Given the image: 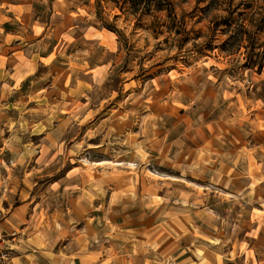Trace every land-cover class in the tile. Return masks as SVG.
<instances>
[{
    "label": "rangeland",
    "instance_id": "rangeland-1",
    "mask_svg": "<svg viewBox=\"0 0 264 264\" xmlns=\"http://www.w3.org/2000/svg\"><path fill=\"white\" fill-rule=\"evenodd\" d=\"M24 1L32 2L24 7L26 19L35 16L46 35L41 53L53 46L52 56L43 59L51 66L43 65L37 79L31 75L22 88L17 90V82L3 94L11 102L2 108L11 116L4 126L18 130L19 143L32 152L28 176L43 183L44 190L48 187L44 194L73 195L74 209L85 215L81 220L104 210L100 225L104 221L109 232L103 242L116 234L129 246L124 236L136 234L125 228H143L153 210L162 208V197L183 188L187 197L181 204L191 213L190 222L204 223L186 230L194 234L188 243L202 241L201 249H187V258L196 253L204 264L211 257L225 264L245 253V246L227 248L231 219L218 218L223 233L205 223L209 206L222 210L225 205L204 198L211 190L204 188V174L197 170L205 154L226 160L235 139L240 144L250 140L247 147L257 157L264 153V67L261 73L246 68L249 43H223L225 26L220 24L231 14L246 29V0H218L211 7L208 0H175L179 21L170 22L163 33H155L152 17L135 25L132 15L112 3ZM4 6L0 3V10ZM224 45L228 52L221 50ZM35 83L42 88L35 91ZM24 98L21 106L16 103ZM30 130L42 134L32 136ZM59 180L61 186L54 183ZM90 221L97 225L98 218ZM248 224L246 264H263L264 230L259 229H264V218ZM75 232L76 243L83 245L85 230L78 225ZM7 250L5 242L0 245V264H14Z\"/></svg>",
    "mask_w": 264,
    "mask_h": 264
},
{
    "label": "crops",
    "instance_id": "crops-1",
    "mask_svg": "<svg viewBox=\"0 0 264 264\" xmlns=\"http://www.w3.org/2000/svg\"><path fill=\"white\" fill-rule=\"evenodd\" d=\"M0 3L5 4L0 14L6 18L0 21L2 22L0 23V95H2L0 96V213L6 211L0 222V243L7 244V256L11 263L204 264L202 257L197 256L196 253L193 258L191 256L190 259L187 258V249H201L202 241L194 238L188 243L187 237L192 240L191 235L194 234L186 230H197L204 223L200 220L203 218L202 215L198 219L200 220L198 224L190 222L189 217L192 215L184 209L185 204H181L186 200L183 188H177V191L163 196L162 208L153 210L143 228L139 230L132 227L125 228L126 232L136 234V236H124L132 245L129 246L116 234L114 240V235H111L106 243L103 242L106 240L104 234L109 232L104 221V225H100L101 217H106L104 210L90 212L89 209L90 213L87 217L89 220H81L85 215L83 211L74 209L73 195H69L68 191L44 194L48 187L44 190L43 183H38L32 175L28 176L27 164L32 152L19 143L18 130H9L4 126L11 116L2 108L10 106L11 102L3 94L7 87L15 86L17 82L19 83L17 90L22 88L28 79L30 81L31 75L37 79L36 74L43 65L51 66L53 63L45 64L43 59L52 56L53 46L47 53H41L42 40L46 36L40 31L43 29L42 25H38L35 16L27 20L24 12V7L32 2L0 0ZM20 17V21H17ZM17 22L20 23L17 24L18 28H12L11 23ZM20 27L26 33L20 32L18 30ZM41 88L42 86L35 83V91ZM26 100V98L19 99L16 103L19 102L21 106ZM29 133L32 136H39L42 130H30ZM206 141L207 139L200 146ZM235 141L238 144L232 143L233 152L226 160L205 154L204 162L200 165L201 169L197 171H202L204 174L205 181L200 176L204 188L211 190V193H204V198L225 205V209L222 210L209 206L212 207L211 215L205 216L208 221L205 223L215 228L216 233L219 231L223 233L225 225L218 218L231 219L230 226L226 230L229 244L227 246L226 243L227 248L240 251L241 247L245 246V253L224 263L246 264V233H249L250 227L248 223L254 217L264 218V157L262 156L264 153L258 155V158L256 153H251L250 148L247 147L250 140L246 139L241 144L237 139ZM54 183L61 186L63 181H54ZM100 192L101 187L96 193L97 198H101ZM48 203H55L52 205L54 208L51 209L50 205V209H45ZM92 216L98 218L97 225L94 223L96 220L90 221ZM78 225L85 230L83 245L75 241ZM259 230L264 229L260 227ZM250 245L249 248L252 249L251 247L254 246ZM209 248L220 249L216 245H209ZM261 248H264V243ZM207 261L208 264H217L215 257L208 258ZM259 261L264 264L263 259Z\"/></svg>",
    "mask_w": 264,
    "mask_h": 264
},
{
    "label": "trees",
    "instance_id": "trees-1",
    "mask_svg": "<svg viewBox=\"0 0 264 264\" xmlns=\"http://www.w3.org/2000/svg\"><path fill=\"white\" fill-rule=\"evenodd\" d=\"M216 1L208 0V5L211 7ZM101 2L112 3L122 14L132 15L136 20L135 25L145 24L142 20L152 17L155 33H163L170 22L176 24L179 21L175 13V0H95L96 5ZM220 24L225 26L222 33L226 38L223 43L232 41L239 46L245 41L249 43L245 46L246 61L243 65L261 73L264 67V0H246V29L231 14L223 17ZM238 26L243 29L239 31ZM221 50L228 52L229 48L224 45Z\"/></svg>",
    "mask_w": 264,
    "mask_h": 264
}]
</instances>
